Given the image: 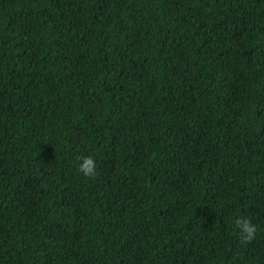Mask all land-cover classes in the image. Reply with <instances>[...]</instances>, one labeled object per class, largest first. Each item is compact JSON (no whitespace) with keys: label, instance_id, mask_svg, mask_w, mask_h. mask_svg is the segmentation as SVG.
I'll return each mask as SVG.
<instances>
[{"label":"trees","instance_id":"16d2710c","mask_svg":"<svg viewBox=\"0 0 264 264\" xmlns=\"http://www.w3.org/2000/svg\"><path fill=\"white\" fill-rule=\"evenodd\" d=\"M0 264H264V0H0Z\"/></svg>","mask_w":264,"mask_h":264},{"label":"clouds","instance_id":"9594fccd","mask_svg":"<svg viewBox=\"0 0 264 264\" xmlns=\"http://www.w3.org/2000/svg\"><path fill=\"white\" fill-rule=\"evenodd\" d=\"M97 166L96 157L93 154H88L82 158H78L76 162V172L84 177L90 178L95 175ZM232 225L237 229V235L242 238L251 239L257 231V226L252 223L247 215H236L232 220Z\"/></svg>","mask_w":264,"mask_h":264}]
</instances>
